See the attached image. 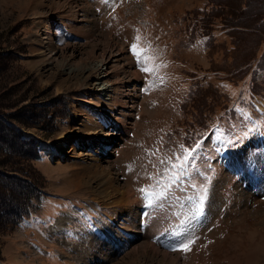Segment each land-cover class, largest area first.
I'll list each match as a JSON object with an SVG mask.
<instances>
[{"label": "rangeland", "instance_id": "rangeland-1", "mask_svg": "<svg viewBox=\"0 0 264 264\" xmlns=\"http://www.w3.org/2000/svg\"><path fill=\"white\" fill-rule=\"evenodd\" d=\"M9 126L38 142L23 172ZM262 130L264 0H0V188L14 174L34 188L25 218L0 217V264H264ZM106 175L126 204L96 194ZM205 184L197 218L188 197ZM74 203L105 235L84 234Z\"/></svg>", "mask_w": 264, "mask_h": 264}, {"label": "trees", "instance_id": "trees-1", "mask_svg": "<svg viewBox=\"0 0 264 264\" xmlns=\"http://www.w3.org/2000/svg\"><path fill=\"white\" fill-rule=\"evenodd\" d=\"M10 128L12 127L9 126L6 130V135H10L9 139L6 138L5 142L2 144L7 146L6 150L9 153H16V155H18V158L15 160L16 164L13 163L12 166H10V169L23 172V159L27 157L25 156L26 150L23 147H25V143H27L30 150L37 151L39 149L38 142L34 143L33 141L26 140L25 137L20 136L21 134L19 131H14ZM1 133L2 135L4 134L3 132ZM14 165H16V167H13ZM0 175L3 177L2 173ZM2 177H0V180H3ZM30 182L31 181H27L26 178L16 174L11 175L9 180H4V182H2V188H0V217L4 213H8V211H12L9 216L13 217V222H17L26 217L29 209L28 199L34 190L33 186L30 185ZM8 189L12 192L7 193ZM16 195L18 197H16ZM14 198L15 202L12 201Z\"/></svg>", "mask_w": 264, "mask_h": 264}, {"label": "bare ground", "instance_id": "bare-ground-1", "mask_svg": "<svg viewBox=\"0 0 264 264\" xmlns=\"http://www.w3.org/2000/svg\"><path fill=\"white\" fill-rule=\"evenodd\" d=\"M121 49V48H120ZM122 50V49H121ZM121 54V53H120ZM122 55V54H121ZM105 67H106V61L105 60H101V61H97V63H96V68H97V74L96 75H94L95 77H94V82H93V86L96 88V90L100 93V95H102V96H106L107 94H108V92H110V88H111V83L106 79V76H107V72L105 71ZM95 68V69H96ZM94 69V70H95ZM93 72V71H92ZM95 72V71H94ZM91 82V81H90ZM95 90V91H96ZM105 117V116H104ZM91 126H92V124H91ZM90 126V127H91ZM97 129V128H96ZM74 133H77V132H74ZM96 130L95 129H91V130H89V134H91V135H96ZM57 143V142H56ZM56 146H58V144H55ZM74 148H71L70 150H73ZM52 149H48L47 150V152H49V154L50 155H52V154H55V155H57L58 157L59 156H62L63 155V153H66V152H68V151H64L63 150V148L61 149V150H59V152H54V151H51ZM64 151V152H63ZM106 150H105V147L103 148V149H101V153H103V152H105ZM62 153V154H61ZM97 160V158L95 159V164H97L98 162L96 161ZM101 172H104V173H107L104 169H102L101 168V170H100ZM76 176V179L78 180V182H80L81 184H84V182H82V176L81 175H79V174H76L75 175ZM107 176V175H106ZM109 176V175H108ZM107 176V177H108ZM84 181V180H83ZM86 183V182H85ZM102 183V182H101ZM97 185V184H96ZM108 187H112L113 188V190H110V191H108L107 192V188ZM96 188V187H95ZM125 189H121V188H116V186L114 187L113 186V184H112V180L111 179H109V177H108V179H107V181L102 185V189H100V187H99V189H95L94 191L96 192V194L99 192V193H103L104 194V191H106V195L107 196H110L109 198H111L112 199V201H111V203H114V204H117V205H119V204H121V203H123V202H125V204H126V202H128V200H127V190H125ZM115 192H117V194H119V198H118V196H117V198H115L114 197V194H115ZM97 196V195H96ZM106 196V198H108ZM118 215V214H117ZM108 227V226H107ZM111 234V233H110ZM92 241V240H91ZM123 242H125L124 240H123ZM85 253V252H84ZM84 255V254H83Z\"/></svg>", "mask_w": 264, "mask_h": 264}, {"label": "snow or ice", "instance_id": "snow-or-ice-1", "mask_svg": "<svg viewBox=\"0 0 264 264\" xmlns=\"http://www.w3.org/2000/svg\"><path fill=\"white\" fill-rule=\"evenodd\" d=\"M132 50H133V54L136 55L138 57V62H139V57H140V53L137 51V45L133 44L132 46ZM143 71H151L150 68L148 67H143L142 68ZM191 151L185 149L184 152V156L182 159L178 160V162L176 164L172 165L173 169H177V168H183L185 166V164L188 162L190 156H191ZM167 172V170H166ZM209 183L211 178H207ZM171 188V184H164L163 188L161 189V191L159 193H157L156 195L159 197H164L168 190ZM193 188H196L195 185H193ZM141 191H145L144 189H141ZM207 193H208V187L207 185H201L199 186L198 191L195 192L193 197H188L189 202L192 204V208H191V212L193 213V215L195 217H199L203 214L204 212V205L207 199ZM152 201L149 200V205H151ZM195 243L194 239H186L184 241H182L178 246L173 247L172 250H180V251H190L191 250V245Z\"/></svg>", "mask_w": 264, "mask_h": 264}]
</instances>
